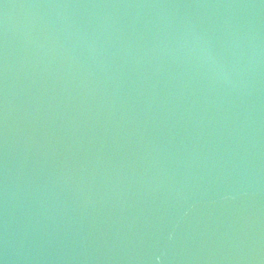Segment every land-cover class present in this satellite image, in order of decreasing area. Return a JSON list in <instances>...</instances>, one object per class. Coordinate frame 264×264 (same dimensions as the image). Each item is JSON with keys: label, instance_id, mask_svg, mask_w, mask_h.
<instances>
[{"label": "water", "instance_id": "water-1", "mask_svg": "<svg viewBox=\"0 0 264 264\" xmlns=\"http://www.w3.org/2000/svg\"><path fill=\"white\" fill-rule=\"evenodd\" d=\"M0 264H264V0H0Z\"/></svg>", "mask_w": 264, "mask_h": 264}]
</instances>
